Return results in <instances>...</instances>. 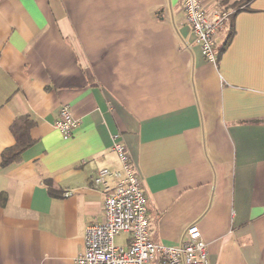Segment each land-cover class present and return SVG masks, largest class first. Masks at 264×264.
I'll return each mask as SVG.
<instances>
[{
    "label": "crops",
    "instance_id": "0c3cea01",
    "mask_svg": "<svg viewBox=\"0 0 264 264\" xmlns=\"http://www.w3.org/2000/svg\"><path fill=\"white\" fill-rule=\"evenodd\" d=\"M202 1L231 13L214 64L181 0H0V264H75L103 223L92 179L120 170L115 145L147 196L150 242L177 246L196 225L207 264H264V0ZM19 117L32 143L1 166Z\"/></svg>",
    "mask_w": 264,
    "mask_h": 264
},
{
    "label": "built area",
    "instance_id": "2783aa9c",
    "mask_svg": "<svg viewBox=\"0 0 264 264\" xmlns=\"http://www.w3.org/2000/svg\"><path fill=\"white\" fill-rule=\"evenodd\" d=\"M184 22L190 29L194 44L208 63H215L214 37L231 14L229 11H208L202 0H181ZM55 127L64 140L72 136L77 122L71 110H59ZM114 151L120 170H98L92 179L94 188L104 193L103 223H90L85 230L83 250L75 264H207V249L196 225L186 228L179 245L165 246L150 242L146 218L147 196L129 157L120 145ZM107 178H112L110 187ZM129 235L127 245H116L114 238Z\"/></svg>",
    "mask_w": 264,
    "mask_h": 264
},
{
    "label": "trees",
    "instance_id": "16d2710c",
    "mask_svg": "<svg viewBox=\"0 0 264 264\" xmlns=\"http://www.w3.org/2000/svg\"><path fill=\"white\" fill-rule=\"evenodd\" d=\"M250 1V0H247ZM233 32L230 30L228 34V40L232 37ZM32 123L27 117H19L15 119L10 127L11 133L15 138V145L12 148L6 149L1 154V166L8 165L10 163L19 160L21 152L31 145V140L28 135V130Z\"/></svg>",
    "mask_w": 264,
    "mask_h": 264
}]
</instances>
